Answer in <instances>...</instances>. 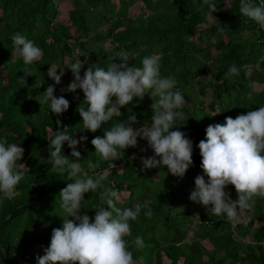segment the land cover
<instances>
[{
	"label": "trees",
	"instance_id": "obj_1",
	"mask_svg": "<svg viewBox=\"0 0 264 264\" xmlns=\"http://www.w3.org/2000/svg\"><path fill=\"white\" fill-rule=\"evenodd\" d=\"M66 1L70 6L66 19L57 21L54 0H0V140L24 148L18 163L27 168L21 169L26 174L17 185L16 196L5 198L0 194V264H19L20 259L23 264H36V255H43V248L50 243L52 229L62 226L59 192L69 181L48 160L47 130H58L57 119L69 127V134H75L76 139L87 136V141L77 147L83 174L101 173L105 186L125 192L119 206L140 203L152 209L151 218L144 215L147 208L142 209L138 219L130 222L132 235L125 237L137 264H264V198L256 199L254 211L246 213L245 222L234 225L239 237L231 222L192 203L198 223L193 238L182 241L187 214L178 211L186 208L189 201L192 176L203 174L196 145L205 138L207 126L264 106V30L240 13V0H228L227 9L223 7L225 0H216L219 10L213 14L204 0H138L143 12L137 15L127 12L136 0ZM208 17L209 25L199 29V24L209 22ZM16 33L25 35L42 50L40 61L26 66L17 54L11 55V37ZM121 49L138 54L129 66H141L146 55H159L161 75L177 80L188 117L179 130L193 141L194 163L182 179L168 174L166 166L139 171L142 164H136L130 153L142 155L139 149L147 147L144 140H139L138 147L122 152L121 159L113 161L115 167L95 153L91 140L103 137L104 131L119 120L125 121L127 108L121 109V117L114 116L96 133H81V117L76 109L84 98L82 90L61 93L70 107L59 117L50 112L49 105L41 107L37 101L47 86L55 83L47 76L50 65L63 64L64 79L56 90L63 89L74 79L64 64L76 60L85 63L83 76L90 63L98 62L104 68L112 61L120 63L116 53ZM232 64L238 66L239 75L226 78L224 74ZM25 69L33 75L25 77ZM20 78H25L26 84ZM252 83H259L260 89L254 91ZM152 103L151 97L145 95L133 108L140 124L150 121ZM213 112L217 114L211 116ZM148 150L149 156L153 155ZM63 152L75 159L67 143ZM89 160L94 168L88 167ZM228 188L231 199H237L234 186ZM102 190L85 194L90 217L94 218V209L102 206ZM136 236L143 238V249L132 245ZM200 240H206L210 248Z\"/></svg>",
	"mask_w": 264,
	"mask_h": 264
},
{
	"label": "clouds",
	"instance_id": "obj_2",
	"mask_svg": "<svg viewBox=\"0 0 264 264\" xmlns=\"http://www.w3.org/2000/svg\"><path fill=\"white\" fill-rule=\"evenodd\" d=\"M204 3L208 5L210 14L219 10L216 0H204ZM239 11L264 30V0L260 3L240 0ZM11 40V55L14 53L21 57L24 65L29 66L42 59V50L25 35L16 33ZM136 55L121 49L116 53L120 63L112 61L107 68L98 62L90 63L83 76L81 69L85 63L80 60L66 63L64 65L71 70L74 79L61 91L76 93L79 89L83 92V101L76 109L81 117L82 129L78 131L81 133H96L114 116L121 117L122 108L128 109L125 121L119 120L104 131L103 137L95 136L91 140L95 153L104 161H111L115 167L113 161L120 160L122 152L138 147L139 140H144L147 147L139 150L146 152L151 149L153 155L139 157L142 164L139 171L166 166L168 174L182 179L194 163L193 141L179 130V126L186 125L184 121L188 120L183 111L185 98L173 76L161 75L159 55H146L140 61L141 66L134 63L129 66V61ZM57 69L50 65L47 76L55 83L49 84L36 100L41 107L49 105L50 112L59 117L68 111L70 102L63 95H54L56 85L61 84L65 74L61 67L57 74ZM239 71L238 66L232 64L224 75L231 78L238 76ZM23 72L25 77L33 75L27 69ZM20 79L26 84L25 78ZM145 95L153 101L150 105L152 115L148 123L140 124L133 108L139 106ZM56 124L58 130H50L48 160L59 173L65 174L69 182L59 192L60 208L64 213L62 226L52 229L50 243L43 248V255H36V264H137L125 237L132 235L130 222L138 219L142 209L147 208L144 212L147 218L152 217V209L140 203L119 206L123 194L105 186L102 183L104 175L83 174L82 157L77 147L87 141V136L81 135L76 139L59 119ZM137 124L140 126L134 128ZM174 128L177 130H172ZM65 143L74 160L64 154ZM196 147L202 158L200 167L203 174L195 177V187L189 200L204 207L208 214L229 222L253 212L256 199L264 198V106L235 118L227 116L223 123L208 125L205 138ZM24 151L16 143L0 140V194L5 198L17 195V185L25 177L26 173L21 169L27 168L24 163H18L22 161ZM88 167L94 168L95 165L89 160ZM229 185L235 188V200L225 190ZM97 189H103L100 193L102 206L94 209L93 218L88 215L84 201L86 193ZM131 243L138 250L145 247L141 236H136Z\"/></svg>",
	"mask_w": 264,
	"mask_h": 264
},
{
	"label": "rangeland",
	"instance_id": "obj_3",
	"mask_svg": "<svg viewBox=\"0 0 264 264\" xmlns=\"http://www.w3.org/2000/svg\"><path fill=\"white\" fill-rule=\"evenodd\" d=\"M112 1H114L115 3H117V1L118 0H112ZM228 0H225V3H223L224 4V8L225 9H227V2ZM254 3V2H253ZM54 4L56 5V8H57V16H56V18H55V20H57V21H62V20H65L66 19V11H67V9H69V4H68V2L66 1V0H54ZM141 3H140V1H138V0H136L133 4H131L130 6H128V8H127V12H129L130 13V15H137V14H141V12H143L142 11V9H141ZM208 23H205V24H199L198 25V27H199V29L200 28H206L208 25H209V23H210V21L211 20H209V17H208ZM198 31V30H197ZM212 39V38H211ZM105 44H107V43H105ZM210 50H212V49H210ZM214 52V50H212V53ZM63 68V64L61 65V66H59V67H53V68H58L57 69V74H59V72H60V69L59 68ZM64 69V68H63ZM64 78H62V80H63ZM58 89L57 90H55V92H54V95L55 96H60L61 95V93H62V91H61V88L60 87H57ZM252 89L254 90V91H258L259 89H260V84L259 83H252ZM80 93H81V91H80ZM205 96V95H204ZM214 114H215V112H213ZM28 128V126H26V129ZM47 134L48 135H50V130H47ZM130 156L131 157H135V160H136V164H140L141 163V160L139 159V157L140 156H149V150H147L146 152H143L142 153V155H140L139 157H136V153L134 152V151H131V153H130ZM194 172H196V169H194L193 170ZM198 174H202L201 172H198L196 175H194V176H192V185H191V188H190V192L194 189V187H195V184H194V179H195V177L198 175ZM228 187L225 189L227 192H228ZM123 195H126V193L125 192H123L122 193ZM192 203H194V202H192V201H188L187 202V205H186V208H180V209H178V211L179 212H186V214H187V219H184V220H186L185 221V223L183 224V230H184V234H185V236H184V238L182 239V241H185V242H188V241H190L192 238H193V230L195 229V226H196V224L198 223V220H197V218H196V216L195 215H197V211L195 212L193 209H192ZM201 206V205H200ZM204 208V207H203ZM205 209V208H204ZM172 212H174V210H172ZM178 218H180V219H183V217L181 216V215H179L178 216ZM247 220V216H246V214L242 217V218H240L239 220H237V221H234V222H231V227H232V230L234 231V234L237 236V237H239L237 234H238V232H237V228L236 227H234V225L236 224V223H243V222H245ZM254 226H256V225H258V222L257 221H255L254 222V224H253ZM202 228H204V227H202ZM243 239L244 240H248V237L246 236H244L243 237ZM202 243H204V245L207 247V248H210V244L206 241V240H200ZM35 253V252H34ZM165 259V258H164ZM20 263L19 264H23V260L22 259H20V261H19ZM164 263L166 262V260H164L163 261Z\"/></svg>",
	"mask_w": 264,
	"mask_h": 264
},
{
	"label": "built area",
	"instance_id": "obj_4",
	"mask_svg": "<svg viewBox=\"0 0 264 264\" xmlns=\"http://www.w3.org/2000/svg\"><path fill=\"white\" fill-rule=\"evenodd\" d=\"M256 1H258L260 3V0H256Z\"/></svg>",
	"mask_w": 264,
	"mask_h": 264
}]
</instances>
